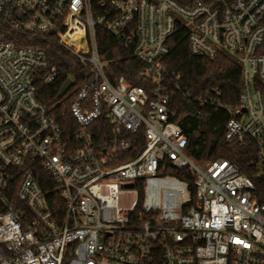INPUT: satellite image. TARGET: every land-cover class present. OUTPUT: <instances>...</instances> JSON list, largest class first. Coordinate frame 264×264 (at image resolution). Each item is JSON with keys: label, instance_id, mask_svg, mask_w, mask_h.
I'll return each mask as SVG.
<instances>
[{"label": "built area", "instance_id": "obj_1", "mask_svg": "<svg viewBox=\"0 0 264 264\" xmlns=\"http://www.w3.org/2000/svg\"><path fill=\"white\" fill-rule=\"evenodd\" d=\"M100 6L95 14L91 0H0V264H264V0ZM98 28L144 65L135 72L142 85L109 74ZM177 28L189 32L193 55L240 64L225 139L254 144V177L188 153L163 64ZM48 42L85 71L71 133L39 99L60 74L39 47ZM197 101L226 106L220 89ZM170 169L188 170L192 185ZM51 178L62 213L40 182Z\"/></svg>", "mask_w": 264, "mask_h": 264}, {"label": "trees", "instance_id": "obj_2", "mask_svg": "<svg viewBox=\"0 0 264 264\" xmlns=\"http://www.w3.org/2000/svg\"><path fill=\"white\" fill-rule=\"evenodd\" d=\"M102 0H91L95 14L102 9ZM97 44L100 57L109 64V74L124 76L133 84L142 85L135 78V72L144 65L131 56V52L117 38L102 28L97 29ZM169 52L163 59L165 76L172 93L171 107L175 113L173 121L178 123L189 139L188 153L199 163L205 164L217 159H227L237 164L242 173L254 177L257 150L253 143L242 145L228 143L225 139L226 123L230 117L227 106L238 103L242 89L241 67L235 57L221 54L215 59L193 55L189 46V32L177 28L167 41ZM52 65L60 72L51 84L40 88L39 99L48 107L65 132L71 133L77 126L71 113L72 102L78 87L85 79L84 68L78 58L69 50L54 42L40 44ZM71 79L72 88L62 96L60 91L64 83ZM213 89L223 93L225 107L201 106L197 98L204 97ZM196 134L199 136L196 137ZM142 148V147H141ZM174 175L190 180L188 170L170 169ZM48 178V174L44 173ZM259 179H256V182ZM48 193L52 210L62 213V201L54 192L51 181H40Z\"/></svg>", "mask_w": 264, "mask_h": 264}, {"label": "water", "instance_id": "obj_3", "mask_svg": "<svg viewBox=\"0 0 264 264\" xmlns=\"http://www.w3.org/2000/svg\"><path fill=\"white\" fill-rule=\"evenodd\" d=\"M72 85H73V81H72L71 79H68V80L64 83V85H63V87H62V89H61V91H60V95L64 96V95L66 94V92L71 88ZM197 136H199V134H196V137H197ZM130 187H131V185H130Z\"/></svg>", "mask_w": 264, "mask_h": 264}]
</instances>
